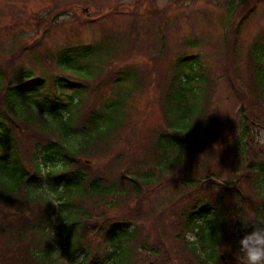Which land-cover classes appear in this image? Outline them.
<instances>
[{
  "label": "trees",
  "instance_id": "trees-1",
  "mask_svg": "<svg viewBox=\"0 0 264 264\" xmlns=\"http://www.w3.org/2000/svg\"><path fill=\"white\" fill-rule=\"evenodd\" d=\"M241 1L228 0L230 15ZM246 19L240 16L229 29L238 34ZM102 50L79 43L42 57L63 75L31 67L9 75L0 71V219L12 220L0 226V264H242L239 241L253 225L249 221L245 227L241 218H264V148L252 143L255 122L247 108L239 109L236 149L249 174L247 186L255 191L248 195L241 182L205 178L223 188L214 199L197 197L186 207L181 228L173 230L175 245L166 250L159 237L142 240L145 236L124 207L135 194L174 173L190 143L207 136L209 70L197 55L191 64L183 57L175 61L170 84L178 80L179 86H169L162 104L168 129L159 132V155L150 158L158 168L99 172L88 162L125 126L133 93L126 84L130 77L140 86L135 69H122L113 80V97L97 108L86 107L84 99L91 93L87 80L102 76L99 66L111 54ZM250 61L249 83L235 60L233 69L248 105L259 109L264 107V39L252 42ZM194 82L201 83L200 89ZM237 173L236 180L242 174ZM194 178L183 182L194 184ZM226 195L230 204H225ZM90 203L98 204L96 212ZM38 209L41 214L35 213Z\"/></svg>",
  "mask_w": 264,
  "mask_h": 264
},
{
  "label": "rangeland",
  "instance_id": "rangeland-1",
  "mask_svg": "<svg viewBox=\"0 0 264 264\" xmlns=\"http://www.w3.org/2000/svg\"><path fill=\"white\" fill-rule=\"evenodd\" d=\"M241 2L230 15L228 0H0V71L7 75L25 67L63 75L42 57L56 53L62 46L79 43L97 46L101 51L108 48L111 54L105 55L99 66L103 77L87 80L91 93L84 105L97 108L115 94L113 80L118 71L130 67L138 72L140 86L132 77L126 83L133 93L125 126L88 162L95 171L134 173L158 168L157 162H152L159 155L156 138L168 129L162 104L169 86H179L178 80L170 84L175 61L183 57L191 64L192 55H197L204 70L208 68L210 82L204 114L207 136L190 143L189 152L178 161L174 173L144 193L135 194L124 207L129 210L128 219L133 217L136 221L131 220L145 236H141L142 240L152 242L159 237L166 250L175 245L172 235L181 228L186 207L197 197L214 199L223 188L213 186L215 178L241 182L248 195L255 191L247 186L249 174L236 149L235 135L241 128L242 106L255 122L254 134L257 128L264 127V107L248 105V97L234 74L233 61L244 82L249 83L252 42L264 39V0ZM240 16L247 19L241 31L234 34L229 23ZM193 41L192 46L189 42ZM193 85L201 87L200 82ZM22 135L18 133L20 139ZM252 143L257 146L254 137ZM237 172L242 173L238 180L234 178ZM210 175L214 179L202 181L212 178ZM186 177L197 181L188 184L187 180L183 182ZM225 197V204H230L228 195ZM1 205L0 211L4 210ZM97 205L90 203V211L96 212ZM6 212L13 216V211ZM36 212L41 214L42 210ZM11 221L0 219V226ZM155 258L152 261L156 262Z\"/></svg>",
  "mask_w": 264,
  "mask_h": 264
},
{
  "label": "clouds",
  "instance_id": "clouds-1",
  "mask_svg": "<svg viewBox=\"0 0 264 264\" xmlns=\"http://www.w3.org/2000/svg\"><path fill=\"white\" fill-rule=\"evenodd\" d=\"M254 140L259 147L264 148V127L255 130ZM241 219L245 227L249 221L253 225V230L239 241L242 264H264V218L249 216Z\"/></svg>",
  "mask_w": 264,
  "mask_h": 264
}]
</instances>
